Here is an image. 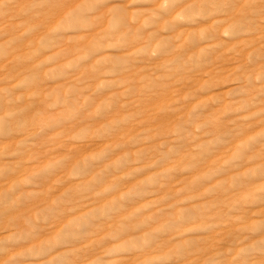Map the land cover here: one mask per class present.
<instances>
[{"label": "rangeland", "instance_id": "374dc122", "mask_svg": "<svg viewBox=\"0 0 264 264\" xmlns=\"http://www.w3.org/2000/svg\"><path fill=\"white\" fill-rule=\"evenodd\" d=\"M0 264H264V0H0Z\"/></svg>", "mask_w": 264, "mask_h": 264}]
</instances>
